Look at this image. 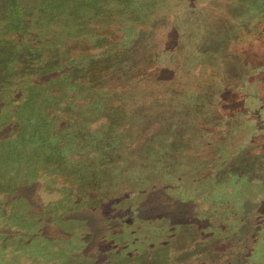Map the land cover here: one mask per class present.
<instances>
[{"label": "trees", "instance_id": "trees-1", "mask_svg": "<svg viewBox=\"0 0 264 264\" xmlns=\"http://www.w3.org/2000/svg\"><path fill=\"white\" fill-rule=\"evenodd\" d=\"M146 1L149 0H71L70 5L64 0V3L61 0H4L5 3H0V47L7 48L0 60L6 70L0 71V86L8 87L0 96V132L4 130L5 135L11 136L8 143L10 162L17 171L23 169L21 163L26 161L31 184L40 186V190L48 194L55 193L65 211L76 206L81 211L85 209L94 217L90 219L105 223L103 228H115L118 233L122 226H132V232L129 229L125 232L130 239L127 244L117 239L111 241L110 237L102 240L103 243L98 242L104 254L100 264H129L131 253L142 258L141 264H170L169 244L161 240L167 232L195 233V238L186 246L190 250V245L191 249L197 247L199 237L209 228L213 232L219 229L234 234L237 227H229L228 218L214 219V214L206 224L200 225L198 234L185 225L191 220L187 219L198 220L200 215L194 213L189 217L180 209L186 196L178 192L183 181L175 168L181 170L185 165L183 154L179 146L169 144L170 135L167 141L155 144L156 129L157 125L174 131L179 126H187L185 118L190 111L200 114L208 106L199 100L202 92L186 87L177 96H171L172 101L174 99L173 119L157 117L161 115L157 110H162L167 103L159 99L168 95L161 74L172 67V61L169 49L163 42L153 39L152 34L138 37L142 26L138 17L144 16ZM178 1H185L189 12H197L199 8L200 0ZM59 3L64 6L63 13L56 11ZM256 6L252 3L250 10ZM29 16L34 19L35 26L40 21L48 26L49 22L46 24L44 19L58 16L56 27L65 30V34L45 33L30 38L23 31L28 29ZM63 16H67L66 22ZM251 35L250 43H264V20L257 23ZM191 38L190 34L179 36L176 43L181 50L176 49L172 54L177 57L189 50ZM240 61L243 76L226 85L223 103L230 97L240 100V95L251 100L256 97L250 94L251 88L258 89L257 85L264 84V51L259 53L257 61L244 56ZM256 76L259 79H254ZM202 95L207 98L211 93L205 90ZM182 105L189 112L185 114L179 110ZM243 106L250 108L249 103ZM235 107L233 101V110ZM219 109L215 107L212 111L207 127L221 132L226 123L223 119L227 121L230 117L224 113L225 118ZM246 113L250 112L245 110L244 123ZM18 146L29 149L20 154ZM174 147L180 154L170 149ZM198 149L192 146V150ZM174 154H178L179 161L170 166L165 164L163 159L171 161ZM15 180L16 177L11 176L6 186L1 187L4 193L7 186L12 192L10 184ZM124 180L132 184H125ZM140 190L145 196L138 195ZM8 195V191L3 194L6 200H1L0 213L10 206H5L12 200ZM48 196L36 197L37 211H29L30 220L41 226L29 232L28 238H13L10 244L17 249L23 248L36 264H57L56 255L50 254L57 252L59 244L50 239L48 233L52 234L53 226L60 223L49 216L44 221V216L55 209ZM197 198L189 201L190 205H200L196 204ZM42 207L44 209L40 210ZM27 214L21 212V218L28 220ZM102 215L107 217L99 218ZM139 234L144 235L143 238ZM148 236H156L160 245L151 246ZM154 246L158 248L155 262ZM227 251L218 252V258L210 264H243L241 258L229 255L230 248ZM108 257L110 262H107ZM200 257L191 259L188 264H202ZM3 263L12 264L11 260Z\"/></svg>", "mask_w": 264, "mask_h": 264}, {"label": "rangeland", "instance_id": "rangeland-1", "mask_svg": "<svg viewBox=\"0 0 264 264\" xmlns=\"http://www.w3.org/2000/svg\"><path fill=\"white\" fill-rule=\"evenodd\" d=\"M70 1L64 0L67 3ZM0 3L5 2L0 0ZM61 3L56 7L59 13L60 11L63 13L64 6L60 5ZM252 3H256L257 6L250 10ZM197 5L198 9L193 8V10L197 9V12L192 13L186 10L185 1L181 3L178 0H149L146 1L144 16H137L142 25L138 37L146 38L152 34L153 39L163 42L164 47L169 49L168 54L172 61V67L161 74L162 80L166 81L164 83L167 84L168 95L159 99V101L167 100V103L162 110L160 108L157 110V114L161 113L157 117H162L163 120L173 119L174 99L172 101L171 96H177L178 92L186 87H190L189 89L193 92H202L199 100L205 101L208 106V109L205 107L200 114L196 110L187 111L184 105L180 106L179 110L182 109L181 111L185 114L189 112L186 118L184 117L188 125L179 126L175 131L168 130L167 126L157 125L154 143L167 141V136L170 135L169 144L179 146L183 154L182 163L185 165L181 170L175 168V173L183 181L178 192L186 196L185 204L182 205V203L180 209L187 212L189 217H193L194 213L200 215L198 220L187 219L191 220L185 223L186 227L197 233L200 225L206 224L212 214L216 220L228 218L227 225L237 227L234 234L223 233L219 229L213 232L209 228L199 237L197 247L191 249L190 245V250L186 246L191 238H195V233H193L194 236L192 233L181 235L177 231L176 233L169 231L161 240L163 244H169L168 254L172 259L170 264H188L191 259L199 255L203 259L202 264H210L218 258V252H226L229 248V255L232 258H241L243 264H264V84L257 85L258 89L251 88L250 94H256V97L251 100L244 99L240 95V100L230 97V99L227 98L226 103H223L226 85L243 76V70H241L243 68L239 64L240 58L252 57L254 61H257L259 53L264 51V43L261 45L255 42L250 43L251 33L254 32L257 23L264 20V0H200ZM68 9L71 10V8ZM62 18L66 22L67 16ZM28 19V29L24 28L23 31H26L30 38H35L39 34L43 36L45 33L65 34V30L56 27L58 16H48L44 19L46 24L49 22L48 26H45L42 21L35 26L32 22L34 19L31 16ZM182 34L192 36L189 50L176 57L172 53L176 51L177 38L182 37ZM230 46L234 52L231 51ZM6 49L4 46L0 47V60ZM3 66L6 68L5 64ZM2 69L0 65V71ZM5 71L3 69V73ZM254 79L259 77L256 76ZM160 88H162L161 85ZM7 90L8 87L0 86V96ZM205 90L211 93L210 97L205 98L202 95L205 94ZM233 101L236 106L234 110ZM245 103H249L250 108L244 109ZM215 107H220L219 111L223 112L225 118L226 115L230 117L227 121L223 119L226 123L222 127L226 130L221 132H218L217 128L207 127L212 116L210 114ZM245 110L250 113H246L248 116L244 123L242 121ZM195 116H198L196 119L198 121L195 120ZM175 121L178 124L181 123V120ZM0 133V139L3 138L0 141V203L1 200L3 202L6 200L3 196L6 191L12 199L10 203L5 204L10 206L6 207L4 213L3 211L0 213V264L4 260H11L12 264L15 262L16 264H36L22 251L23 248L17 249L10 244L13 243V238L19 240L28 238L29 232L41 226L29 218V211H37L34 199L40 196L49 195L48 201L55 204L54 212L44 216V221L54 217L60 223L58 226H53L52 234L48 233L50 239L59 244L57 252L50 254L56 255L57 264H100L104 260L102 258L104 254L99 247V243H103L102 240L110 237L111 241L117 239L121 244H127L126 241H130L125 232L128 229L132 232V226L128 224L122 226L120 233L115 228L111 230L103 228L106 227L105 223L90 219L92 216L85 209L83 212L76 206L77 208L70 207L69 211H65L55 193L48 194V191L40 190V186L31 184L30 172L26 171V161L21 163L25 170L19 168L18 172L16 168L13 169L10 162L11 147L8 143L11 136L5 135L7 133L4 130ZM192 146L199 149L192 150ZM17 149L22 154L29 148L18 146ZM170 149L180 154L178 148ZM174 156L171 161L169 159H163V161L170 166L172 162L179 161L178 154ZM27 161L30 162V160ZM172 165L175 166V164ZM11 176L16 177L15 182L10 184L13 188L10 190L12 192L7 190V186L4 193L1 187L6 186ZM124 183L131 185L132 181L124 180ZM143 193L140 190L138 195L145 196ZM197 195L199 198L195 197ZM195 198H197L196 204H200L197 207H193L195 205H190L189 202ZM12 203L14 206L11 205ZM42 209L44 208L40 210ZM21 212L24 215L28 213V220L21 218ZM16 216L20 219L16 220ZM105 217L107 216H99L101 219ZM66 218L68 221H63ZM138 236L143 238L144 235ZM148 239L147 242L150 241L151 246L160 245L156 236H148ZM152 248L156 249L154 261L152 260L155 262L158 257V248L155 246ZM129 256V264H141L140 256V259L134 253ZM107 259V262H110V258Z\"/></svg>", "mask_w": 264, "mask_h": 264}]
</instances>
